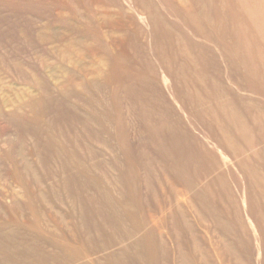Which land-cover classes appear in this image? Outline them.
I'll list each match as a JSON object with an SVG mask.
<instances>
[{
    "label": "rangeland",
    "instance_id": "rangeland-1",
    "mask_svg": "<svg viewBox=\"0 0 264 264\" xmlns=\"http://www.w3.org/2000/svg\"><path fill=\"white\" fill-rule=\"evenodd\" d=\"M195 3L0 0V264H264V0Z\"/></svg>",
    "mask_w": 264,
    "mask_h": 264
},
{
    "label": "bare ground",
    "instance_id": "bare-ground-1",
    "mask_svg": "<svg viewBox=\"0 0 264 264\" xmlns=\"http://www.w3.org/2000/svg\"><path fill=\"white\" fill-rule=\"evenodd\" d=\"M173 2V1H172ZM189 2V1H188ZM192 2V1H190ZM189 2V3H190ZM175 3V2H174ZM173 3V4H174ZM179 3V2H178ZM185 3V2H184ZM170 4V2H169ZM182 5V2L180 3ZM197 4V0L196 3ZM192 5V4H191ZM190 5V6H191ZM173 6V5H171ZM177 6V4L175 5ZM174 6V7H175ZM186 7V5H184ZM182 6V7H184ZM188 6V7H190ZM194 7V5H193ZM191 8V7H190ZM189 8V10H190ZM171 9V8H170ZM177 9V7H176ZM186 8H184L183 11H185ZM196 9V7H195ZM175 10V9H174ZM180 10V9H178ZM182 10V9H181ZM189 10H186L189 11ZM197 10V9H196ZM173 11V8H172ZM177 11V10H176ZM193 11V10H192ZM178 12V11H177ZM191 12V10H190ZM188 12V13H190ZM199 14H200V10H198ZM220 12V10H219ZM185 13V12H184ZM175 14V13H174ZM194 14V15H192ZM176 15V14H175ZM187 15V14H186ZM230 15V14H229ZM191 16L193 17L192 19H196L198 17L197 11L195 13H191ZM201 16V15H200ZM153 16H150V18ZM185 17V14H184ZM155 18V17H154ZM191 19V20H192ZM151 20V19H150ZM198 20V19H197ZM190 21V20H189ZM154 22V21H153ZM192 20V25L194 24ZM198 22V21H197ZM196 22V23H197ZM164 23V22H163ZM182 23V22H181ZM157 24V23H156ZM159 24V23H158ZM162 24V23H161ZM167 24V23H166ZM165 24V25H166ZM154 25V23H153ZM168 25V24H167ZM186 25V24H185ZM191 25V26H192ZM197 25V24H196ZM195 25V26H196ZM155 26V25H154ZM158 26V25H157ZM164 26V25H163ZM187 26V25H186ZM190 26V25H189ZM169 27V26H168ZM187 28V27H186ZM158 32V30H156ZM155 31V32H156ZM153 34V33H152ZM169 35V34H168ZM157 36V35H156ZM154 36V37H156ZM171 36V35H170ZM157 38V37H156ZM166 38V37H165ZM173 38V37H172ZM170 39V38H169ZM158 40V39H157ZM168 40V38L166 39ZM156 41V40H155ZM165 41V40H164ZM174 41V39H173ZM162 42V41H161ZM168 42V41H167ZM160 44V43H159ZM171 45V44H170ZM177 45V44H176ZM167 46V45H166ZM165 47V46H164ZM172 47V46H171ZM176 47V46H175ZM162 48V47H161ZM180 48V47H179ZM184 51V48L182 49ZM161 53V52H160ZM163 53V52H162ZM163 55V54H162ZM174 55V54H173ZM175 59V57H174ZM189 61V60H188ZM206 61V59H205ZM182 63V61H180ZM208 62V61H207ZM214 63V61H213ZM183 64V63H182ZM185 66V64L183 65ZM180 67V66H179ZM182 68V67H181ZM180 69V68H178ZM184 77V76H183ZM188 79V77H187ZM186 79V80H187ZM190 80V78L188 79ZM191 81V80H190ZM188 82V81H187ZM264 89V88H262ZM264 92V90H263ZM264 94V93H263ZM216 96V95H215ZM214 97V96H213ZM220 97V96H219ZM222 97V96H221ZM221 99V98H220ZM226 98L224 97L222 100H225ZM218 101V100H217ZM219 101V102H221ZM223 103V101L221 102ZM233 107V106H232ZM239 111V110H238ZM229 116V115H228ZM227 118V117H226ZM222 118L219 119H215L216 122H214L216 124V126L222 130V129H226V122L223 118L224 121H220ZM233 120V119H232ZM231 120V121H232ZM228 122V121H227ZM235 122V120L233 121ZM233 122H230V124H233ZM238 126V124L236 125V127ZM229 129V127L227 128ZM225 131V130H224ZM231 131V130H230ZM225 133V132H224ZM226 134V133H225ZM226 137V136H225ZM226 144V143H225ZM227 148V147H225ZM25 185V183H24ZM212 186V185H211ZM27 187V186H26ZM33 210V209H31ZM128 211V210H127ZM43 218L39 215H35L32 222H31V226L38 231L40 229V227L42 226V222ZM50 221V220H49ZM145 221H147V217L145 216ZM149 224V223H148ZM157 224V223H155ZM45 228L42 230L40 235V241L43 243H49V245L52 247V252L47 251L44 248V252L42 251V249H40V252L33 256L35 254L36 249L34 250L33 254H32V259L35 261L33 262V264H89L88 261L90 259L91 256H94L96 253L103 251L106 247L108 246H113L116 245L115 242H109L108 239L104 236L105 234H103L97 239V244L96 245H90L89 244V239L86 237V235L81 234L79 231H76V233H72V232H67L66 230H64L63 226L61 224H57L56 225V230L47 225H43ZM86 231L89 229L86 228ZM103 238V240H102ZM49 247V246H48ZM150 258L154 259L156 257V249L155 247H150L148 249ZM119 257L113 255V254H109L105 257H94L95 260V264H115L116 259H118ZM130 258V257H129ZM85 262V263H84ZM123 259L119 258L118 260V264H123Z\"/></svg>",
    "mask_w": 264,
    "mask_h": 264
}]
</instances>
